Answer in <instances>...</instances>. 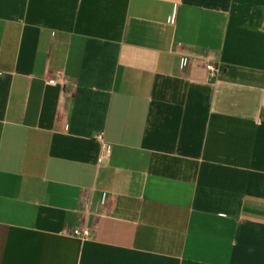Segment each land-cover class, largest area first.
Returning a JSON list of instances; mask_svg holds the SVG:
<instances>
[{
  "label": "crops",
  "instance_id": "crops-1",
  "mask_svg": "<svg viewBox=\"0 0 264 264\" xmlns=\"http://www.w3.org/2000/svg\"><path fill=\"white\" fill-rule=\"evenodd\" d=\"M0 264H264V0H0Z\"/></svg>",
  "mask_w": 264,
  "mask_h": 264
},
{
  "label": "built area",
  "instance_id": "built-area-1",
  "mask_svg": "<svg viewBox=\"0 0 264 264\" xmlns=\"http://www.w3.org/2000/svg\"><path fill=\"white\" fill-rule=\"evenodd\" d=\"M186 62H187V59L185 57H182L181 58V65L182 66L185 65ZM205 68H206V71L208 72L209 76H211V77H214L219 71L218 65L213 64V63H207L205 65ZM49 83L50 84H55V81L51 80V81H49ZM97 140L103 144L104 152L100 156V162L105 164L107 162V160H108L107 147H106V144L103 141L102 135H98L97 136ZM72 234L75 237L80 238V239H88V238L91 237V232H90L89 229H78V228H76V229H74L72 231Z\"/></svg>",
  "mask_w": 264,
  "mask_h": 264
}]
</instances>
